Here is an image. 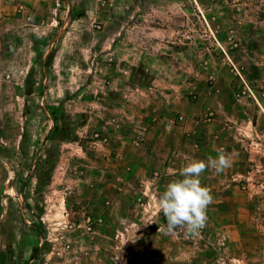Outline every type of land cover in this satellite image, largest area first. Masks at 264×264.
Instances as JSON below:
<instances>
[{"label": "rangeland", "instance_id": "1", "mask_svg": "<svg viewBox=\"0 0 264 264\" xmlns=\"http://www.w3.org/2000/svg\"><path fill=\"white\" fill-rule=\"evenodd\" d=\"M158 28L194 83L220 63L264 105V0H0V264H264L262 125L199 235L105 181L108 71Z\"/></svg>", "mask_w": 264, "mask_h": 264}, {"label": "crops", "instance_id": "2", "mask_svg": "<svg viewBox=\"0 0 264 264\" xmlns=\"http://www.w3.org/2000/svg\"><path fill=\"white\" fill-rule=\"evenodd\" d=\"M131 40L121 37L128 45L134 44ZM136 43L135 55L117 67L122 73L114 67L108 71L110 100L105 104L122 127L105 153L107 185L117 196H130L120 190L130 187L137 190L138 201L156 202L169 182L181 178L186 163L207 162L223 151L231 155L232 166L219 174L209 167L200 177L202 186L212 190L211 203H223L214 190L224 194L228 175L242 173L246 155L241 147L246 138L260 135L264 105L241 96L240 80L220 63L211 68L210 83H194L191 66L179 72L174 43L159 28L145 31Z\"/></svg>", "mask_w": 264, "mask_h": 264}, {"label": "clouds", "instance_id": "3", "mask_svg": "<svg viewBox=\"0 0 264 264\" xmlns=\"http://www.w3.org/2000/svg\"><path fill=\"white\" fill-rule=\"evenodd\" d=\"M232 164L231 155L223 151L207 162L192 159L186 163L179 171L181 178L169 182L157 195V214L166 218V223L159 226L158 231L175 234L177 229L183 228L189 234L199 235L206 226L207 208L213 200L211 190L202 186L200 177L209 167L219 174Z\"/></svg>", "mask_w": 264, "mask_h": 264}, {"label": "built area", "instance_id": "4", "mask_svg": "<svg viewBox=\"0 0 264 264\" xmlns=\"http://www.w3.org/2000/svg\"><path fill=\"white\" fill-rule=\"evenodd\" d=\"M188 37H189V36H188ZM188 37H187V38H188ZM96 136H98V135H96Z\"/></svg>", "mask_w": 264, "mask_h": 264}]
</instances>
